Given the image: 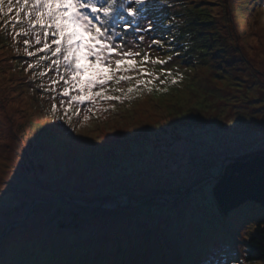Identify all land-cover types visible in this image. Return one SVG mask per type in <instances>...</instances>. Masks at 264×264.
I'll list each match as a JSON object with an SVG mask.
<instances>
[{
	"label": "rangeland",
	"instance_id": "374dc122",
	"mask_svg": "<svg viewBox=\"0 0 264 264\" xmlns=\"http://www.w3.org/2000/svg\"><path fill=\"white\" fill-rule=\"evenodd\" d=\"M136 8L140 15L135 19L118 9L117 17L109 22L122 33L116 42L124 50L141 53L131 71L117 73L131 75L133 80L109 82L106 95L120 96V100L86 101L79 105V112L73 104L71 126L57 117L64 115L75 92L61 96L64 83L59 75H65L64 65L58 69L51 63L57 59L51 51H37L43 46L42 30L17 35L27 30L23 13L19 24L14 23L15 9L0 15V264H53L70 256L73 244L49 242L50 248H44L52 234L58 231L60 240H65L71 232L76 237L79 230H85L92 236L104 229L109 235L100 237L94 251L100 248L109 256L85 263L131 264L112 258L116 252L113 231L118 226L125 229L123 239L136 251L143 244L144 232H134L144 231L151 218L158 226H173L166 248L175 252L180 264H264L245 258L247 240L257 229L259 218L255 220L254 214L253 218L244 216L245 212L220 215L214 209L216 216H207L200 230L188 227L193 221L192 205L182 210V216L171 215L172 225L158 213L163 207L160 203L185 200L184 191L177 196L164 192L147 197L137 201L135 208L128 194L94 198L89 185L122 186V191L155 185L178 193L208 173L199 166L181 171L184 162H200L206 156L214 161L221 150L227 161L231 155L264 146V80L256 71V63L264 58V0H145ZM125 21H131L127 30L122 27ZM36 33L40 45L35 42ZM154 40L161 43L153 44ZM25 48L34 55L28 56ZM145 54L149 61L141 65ZM156 59L165 63H152ZM141 67L151 75L140 76ZM136 79L151 80V84L137 87ZM54 80L58 82L53 84ZM128 87L134 91L127 93ZM149 129L151 139L170 130L165 142L162 138L166 146L161 153L150 140ZM177 133L182 142H177ZM108 141L113 143L104 147ZM187 149L190 155L185 158L182 152ZM54 162L61 169L52 167ZM55 188L58 193L53 192ZM100 191L99 196H104ZM204 192L201 189L196 196L203 194L202 201L209 202ZM153 200L159 204H149ZM108 205L112 208L104 207ZM107 210L116 211L113 214L122 210L116 216L119 221L111 223ZM52 248L66 254L55 255ZM44 249L52 256L40 258ZM82 250L89 256L87 249ZM72 262L68 264H78Z\"/></svg>",
	"mask_w": 264,
	"mask_h": 264
},
{
	"label": "trees",
	"instance_id": "16d2710c",
	"mask_svg": "<svg viewBox=\"0 0 264 264\" xmlns=\"http://www.w3.org/2000/svg\"><path fill=\"white\" fill-rule=\"evenodd\" d=\"M127 7V5H126ZM132 7L136 8V5L133 4ZM126 13V12H125ZM127 14V13H126ZM238 44V43H237ZM239 45V44H238ZM240 47V45H239ZM245 51V50H244ZM247 52H245L246 56ZM245 56L243 55L244 59ZM257 60V59H256ZM256 65L259 67V69H256L258 74H260L264 80V58H262L259 61V64L256 63ZM178 132L180 130H177ZM175 131V132H177ZM150 132V140L153 142V145L157 148V151L161 153L164 148L163 146H166V143L164 144L162 142V138L164 140V137L166 135V132H168V135L170 133V130L165 129L164 133H160L159 135H155L156 137L151 139V130ZM178 136V133L176 134V137ZM78 140V138H76ZM81 141V140H80ZM94 142V141H93ZM165 142V140H164ZM177 142H182L181 138L177 137ZM89 143H92V141L89 140ZM113 142L108 141L105 146L111 145ZM108 144V145H107ZM175 148V147H174ZM224 150H221L218 154L214 156L216 160L208 159V156L204 157L200 162L194 161L192 162H184L180 168L181 171L184 169L187 171V169L194 168L196 166H199L200 169L204 172L205 170L208 171V173L203 175V179H201L199 182L196 180L194 184L190 185L189 187H186L185 189L180 190L178 193H175L173 190H162L160 187H156L155 185H149L148 187L142 188L141 190L135 189H127L126 191H122V186H113L109 188H100L93 185L91 190L96 199H102L104 197H120L125 196L128 194L134 205H132V208H135L139 202H144L147 197L155 196L159 197L164 192H168L170 194H173L177 196L180 192L183 193L185 200L178 202L176 201L173 203V201L176 199L174 198L170 202L166 203H160V205H163L158 210V213L163 216L167 222L174 224L175 221H173L170 217L171 215H177L182 216L180 214L182 210H186L189 208L190 205L193 206V210L189 212V215L191 218H193L192 223L189 224V228H197L203 230V220L209 216L214 217L216 216V213L214 212V209L220 214V215H229L230 213H241L245 212L244 216H248L250 218H253L251 214H254V219L256 221L257 229L254 234H251V236L247 240L246 246L248 247L247 254L245 256L246 261L252 262V261H264V146L258 147L257 145L253 149L251 147V150L246 152L245 154L240 155H231V157L226 158L227 161L224 160V154L222 153ZM165 154L167 151L165 150ZM183 156L186 158L187 155H190V151L188 149L184 152H182ZM156 155L158 157V152H156ZM190 160V157H189ZM62 166V165H61ZM61 166L57 164V162H54L52 164V167L55 169H61ZM104 172H108L107 169H103ZM179 170V169H178ZM214 170V171H213ZM184 171V172H185ZM59 173V172H58ZM209 174V175H208ZM56 177V175H53ZM207 179L212 180L207 181ZM109 181V180H108ZM211 183L210 188H207L204 190L202 187L203 185ZM160 185V184H158ZM196 188H193L190 192H185L186 189L197 186ZM63 185H61L62 187ZM203 190L204 196L206 198L209 197V202L207 200H203V194L202 196L198 197L196 194L199 192V190ZM100 190L104 191V196H99ZM129 191V192H128ZM142 191V193H140ZM144 191V192H143ZM209 192V194L207 193ZM55 193H58L57 189L53 191ZM210 192L211 197L210 198ZM112 193V194H108ZM149 195V196H148ZM190 195V196H189ZM163 197V196H162ZM205 198V199H206ZM120 199V198H119ZM139 201V202H137ZM176 203H180L178 208L174 209V205ZM211 203V204H209ZM149 204H159L158 200H153V202H150ZM106 208H112L111 206H104ZM131 207V206H130ZM130 208V209H132ZM176 210L179 211V214H176ZM181 210V211H180ZM84 211V210H83ZM99 211V210H98ZM122 210H117V214H113L116 211L107 210L105 213L108 215V219L111 223L114 221H119L116 216L121 214ZM214 213V214H213ZM95 216H97L95 214ZM149 223V226L144 229V231L137 230L134 233L140 234L141 232H144L142 237V243H139L136 247L138 250L132 251L130 246L126 245V240L123 239V235L126 232L125 229H122L121 226H118L116 229H114V236L112 235V239L116 240V252L115 254L111 255L113 259L117 258L119 261L125 260L129 261L131 264H180L178 262L177 255L175 252L168 250L166 248L167 244V235L173 232V226L172 227H161L155 224V219L151 218ZM140 228V226H138ZM106 228V227H101ZM178 231V230H177ZM131 234V232L129 231ZM253 233V232H252ZM109 234L106 232V230H98V233L93 234L92 236L85 230H79V232L76 234V237L73 232L69 233L67 236H65V240H60L58 231L52 234L51 238H48V241L44 244V248L46 246L50 248V243L56 244V242L65 244H73L72 251H70V256L64 255L62 257L61 261H55L53 264H68V263H74L72 260H75L78 264H89L85 263V260L87 259H93L95 258H106L109 255L106 254L104 251L102 252V249H98V252L94 251V247L96 246L97 241L100 239V237H106ZM95 236V238H93ZM88 239V240H87ZM169 239V238H168ZM201 239V238H200ZM91 240V242H90ZM124 241V242H123ZM155 241L157 242V246L155 244ZM48 242V243H47ZM102 243V239H101ZM164 244V245H163ZM88 246V247H87ZM118 247H121L118 248ZM83 248L88 250L89 256L83 254ZM54 249V248H52ZM125 250V251H122ZM55 255H61L66 254L65 252H61L60 249L53 250ZM139 251V253H137ZM72 253V254H71ZM69 255V254H68ZM52 256L51 254L48 255L44 249V252L41 253L40 258L46 259L48 257ZM63 256V255H62ZM120 257L121 259H119ZM77 258V259H75ZM135 258V259H134Z\"/></svg>",
	"mask_w": 264,
	"mask_h": 264
},
{
	"label": "snow or ice",
	"instance_id": "6c2138e0",
	"mask_svg": "<svg viewBox=\"0 0 264 264\" xmlns=\"http://www.w3.org/2000/svg\"><path fill=\"white\" fill-rule=\"evenodd\" d=\"M144 3L145 0H15L14 5L13 0H7V11H5V0H0V15L7 16L15 9L14 23L19 24L23 13L27 30H22L17 35L28 36L37 28L42 30L43 46L37 48V51H51V56L57 57L51 63L58 69L60 65H64L65 75H59V79L64 83L61 96L69 97L70 91L75 92L68 100V107L64 108V115L57 117L71 126L69 110L73 104L77 106L76 111L79 112V105L85 104L86 101L96 104L98 100H120V96L106 95L109 82L120 84L121 81L133 80L134 77L131 75H117V73L131 71L137 64L136 57L141 53L124 50L122 43L116 42V37L121 36L122 33L111 28L109 22L117 17L118 9L135 19L140 15V10L132 5ZM120 19L123 17L121 16ZM122 27L127 30L131 27V21H125ZM151 28L152 25L149 24L148 30ZM49 37H51L50 43ZM143 39L144 37L140 36V40ZM35 42L37 45L42 43L39 33H36ZM23 43L28 45L29 40L25 39ZM152 43L159 45L161 41L154 40ZM25 52L30 57L34 55L27 48ZM148 61L149 56L145 54L139 63L143 65ZM152 63L163 65L165 61L156 59ZM32 67V64H28V68ZM139 75H151V73H147L141 67ZM57 82L54 80L53 84ZM146 84H151V80L136 79L137 87ZM94 88L99 90L93 92ZM148 90L151 91V88ZM133 91V87H128L127 93ZM63 104L62 100V107ZM52 111L56 112L55 104L52 105ZM73 131L78 129L73 127Z\"/></svg>",
	"mask_w": 264,
	"mask_h": 264
}]
</instances>
